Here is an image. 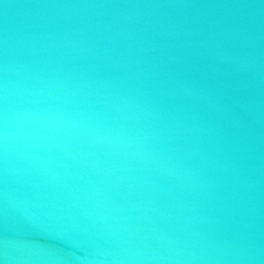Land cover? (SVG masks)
<instances>
[{
    "label": "water",
    "instance_id": "1",
    "mask_svg": "<svg viewBox=\"0 0 264 264\" xmlns=\"http://www.w3.org/2000/svg\"><path fill=\"white\" fill-rule=\"evenodd\" d=\"M0 264H264V0H0Z\"/></svg>",
    "mask_w": 264,
    "mask_h": 264
}]
</instances>
